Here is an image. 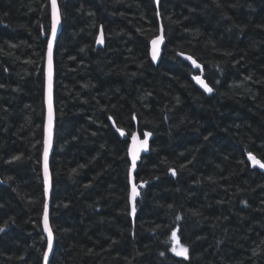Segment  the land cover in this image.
<instances>
[{"label":"trees","instance_id":"16d2710c","mask_svg":"<svg viewBox=\"0 0 264 264\" xmlns=\"http://www.w3.org/2000/svg\"><path fill=\"white\" fill-rule=\"evenodd\" d=\"M58 3L50 264H264V173L248 161L264 163V0ZM51 27L50 0H0V264H44ZM135 132L153 140L133 222ZM176 228L187 260L170 251Z\"/></svg>","mask_w":264,"mask_h":264},{"label":"snow or ice","instance_id":"6c2138e0","mask_svg":"<svg viewBox=\"0 0 264 264\" xmlns=\"http://www.w3.org/2000/svg\"><path fill=\"white\" fill-rule=\"evenodd\" d=\"M157 4L159 3V0H156ZM46 7L48 5H45ZM50 6L52 9V29H51V36L52 40H55L56 37V31L57 27L61 23V13L60 9L57 3V0H50ZM163 29L161 28V35H159L157 38L152 40V59L156 60L158 58V53H159V45L164 42V37H163ZM98 43L102 44L103 43V29L101 28V33H100V39L97 41ZM185 59L190 60L192 62V65H194L196 68H201L202 66L198 64L191 56H186ZM48 64H49V74H48V82H49V110L51 112V75H52V44H48ZM193 79L196 81L197 84H199L206 92L212 93L213 88L210 87L199 75L193 76ZM2 87V86H0ZM135 119V117H133ZM109 119H112L109 117ZM115 122L113 121V124ZM117 131L120 132L121 136L125 135V133L117 128ZM143 135L145 137H150L152 135L151 132H144ZM131 156H132V169L134 170L136 167V160L139 158V152L141 149L147 150L148 146V140H140V137L138 134L133 133L131 135ZM50 146V138L48 142ZM48 151L49 148L45 147L44 150V171H45V182H48ZM20 157L16 156L13 157V160H18ZM249 159L252 160L253 165H259V167L264 168V163H261L260 160H258L254 155L249 154ZM172 174L175 175V170H172ZM143 183L141 182V187H143ZM139 195V192L137 191V186L135 183L132 185V190H131V200H132V214H135L136 211V206H135V201L136 197ZM2 207V205H0ZM177 219H181V217H177ZM43 223H44V230L47 232L48 235V243H47V250L44 252L43 255V261L44 264H48V257L49 253L52 251V230L49 226V220H48V205L47 203L44 204V212H43ZM8 225L7 222L0 227V233L5 232L7 229ZM179 231V228H176L175 230L172 231L171 236H170V241H171V248L170 251L174 253L178 257H183V259L187 260L188 259V248L184 247L183 245L180 244V239L177 236V232ZM168 241H166L167 243ZM160 256H165V252L161 251Z\"/></svg>","mask_w":264,"mask_h":264},{"label":"water","instance_id":"95a60500","mask_svg":"<svg viewBox=\"0 0 264 264\" xmlns=\"http://www.w3.org/2000/svg\"><path fill=\"white\" fill-rule=\"evenodd\" d=\"M57 3H58V0H57ZM155 3H156L157 8H159L160 0H159V3L158 4H157V2L155 0ZM58 6H59V3H58ZM59 9H60V7H59ZM60 13H61V11H60ZM51 25H52V9H51ZM51 29H52V27H51ZM61 29H62V17H61V23L57 27L55 40H52V36L50 34V38H49V42H48V44L49 43L52 44L51 112L49 110V82H48L49 64H48V49H47V55H46V70H45L46 71V95H45L46 119H45V133H44V150H45V147H48L49 148V151H48V182L47 183L45 182L44 150H43V157H42V169H43V180H44V185H45V198H46V203L48 205V220H49V226H50L51 230H52V227H51V223H50V204H51V195H52V190H53V180H52L51 171H50V164H51V158H52V155H53L54 146H55V138H56L55 48H56V43H57L58 37H59V35L61 33ZM162 34H163V37H164V32H162ZM159 35H161V28H160ZM99 39H100V34H99V37H98L97 41ZM164 44H165V39H164V42L159 45V53H158V58L156 60H153L152 59V49H153V45H152V43L150 45L149 56H150V59H151L152 63L155 64V65H157L160 62L161 55H162V49H163ZM97 46L99 48H102L104 46V37H103V43L100 44V43L97 42ZM186 56H189V55L179 54V57L182 60H184L187 63H189L190 66L194 70L199 71V74L198 75L201 77V79H203L206 82V80H205V78L203 76V67L196 68L194 65H192V62L190 60L185 59ZM192 81L204 93L210 94V93L206 92L199 84H197L196 81L193 78H192ZM135 133L139 135L141 141L144 140V139H147L148 140V146H147V150L146 151L143 150V149L140 150V152H139V158L136 160V167L133 170L132 169V156H131V145H132V141H131V138H130V145H129V149H128V157H129V161L131 163L130 176H129V180H130L129 204H130V209H131V218H132L133 222H135L136 215H137V210L135 211V214L133 215L132 214V200H131L132 185H133V183H135L136 186H137V191L139 192V195L136 197V201H135V206L137 207L136 204H137V199L140 196V189L143 188L144 185H143V187L140 186L141 184L137 185L136 178H135V174H136V172L138 170V165L140 164L142 158L144 156H147L150 153L151 142L153 140V134L150 137H145L144 135H141L138 132H135ZM49 138H50V146L48 144ZM248 161H249V163L254 168L259 169V170H261L264 173V168L259 167V165H255L254 166L252 160H250L249 157H248ZM43 229H44V223H43ZM44 232H45V234L47 236V239H48L47 232L45 230H44ZM52 233H53V231H52ZM54 248H55V238H54V234H53V236H52V251L49 253L48 264H50V261H51V258H52L53 252H54Z\"/></svg>","mask_w":264,"mask_h":264},{"label":"rangeland","instance_id":"374dc122","mask_svg":"<svg viewBox=\"0 0 264 264\" xmlns=\"http://www.w3.org/2000/svg\"><path fill=\"white\" fill-rule=\"evenodd\" d=\"M178 236V235H177ZM181 244V243H180Z\"/></svg>","mask_w":264,"mask_h":264}]
</instances>
